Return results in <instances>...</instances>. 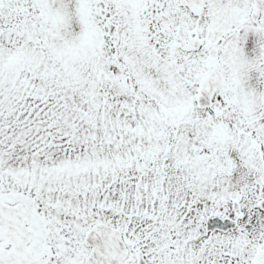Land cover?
<instances>
[{
	"label": "snow or ice",
	"instance_id": "6c2138e0",
	"mask_svg": "<svg viewBox=\"0 0 264 264\" xmlns=\"http://www.w3.org/2000/svg\"><path fill=\"white\" fill-rule=\"evenodd\" d=\"M0 264H264V0H0Z\"/></svg>",
	"mask_w": 264,
	"mask_h": 264
}]
</instances>
